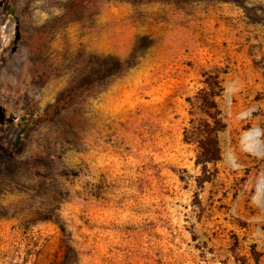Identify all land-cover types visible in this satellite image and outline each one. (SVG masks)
Returning <instances> with one entry per match:
<instances>
[{"label":"rangeland","instance_id":"obj_1","mask_svg":"<svg viewBox=\"0 0 264 264\" xmlns=\"http://www.w3.org/2000/svg\"><path fill=\"white\" fill-rule=\"evenodd\" d=\"M234 9L264 24V0H0V264H264V73L212 37Z\"/></svg>","mask_w":264,"mask_h":264},{"label":"crops","instance_id":"obj_2","mask_svg":"<svg viewBox=\"0 0 264 264\" xmlns=\"http://www.w3.org/2000/svg\"><path fill=\"white\" fill-rule=\"evenodd\" d=\"M229 15L231 17L234 16L235 18L212 21V23H215L212 25V37L216 38V40L213 41L220 39L221 35H226L228 47L223 53L229 57L232 62L236 63L239 61V63H241L237 66L235 65V76L245 77L247 75V80H249L252 85H254L256 81L261 83L263 81L262 73L264 72H262L260 67L256 66L254 63L255 60L260 61L264 57V24L257 25L254 22L251 24L244 23L243 30L240 29L241 25H239L238 19L236 18L238 12H236L234 9V12L229 13ZM208 23L211 22L208 20ZM185 30L188 31V27ZM190 31H192L193 34L195 33L194 35H196V38L200 35V31H197V28L195 29V27ZM203 33L204 32L201 34ZM231 75H233V73ZM217 78L220 81L218 76ZM220 84L222 86L221 82ZM224 91V87L222 86V92L220 96H222Z\"/></svg>","mask_w":264,"mask_h":264},{"label":"trees","instance_id":"obj_3","mask_svg":"<svg viewBox=\"0 0 264 264\" xmlns=\"http://www.w3.org/2000/svg\"><path fill=\"white\" fill-rule=\"evenodd\" d=\"M212 80L217 81L216 85H219V91L218 93H216V96H220L221 92H222V87L220 86V82L218 81V78L216 76L211 78ZM211 109H214L215 111L219 110L217 103L213 102L211 104ZM219 115H221V112L218 111ZM221 119L217 120V124L221 126L222 129H225L226 126L225 124H221ZM209 142L206 143V147L207 149L204 151L203 156L205 157L206 163H204V167H206L207 164H211L213 162H218L221 160L222 156H221V148H220V144L218 141L217 136H215L214 139L211 140H207Z\"/></svg>","mask_w":264,"mask_h":264}]
</instances>
